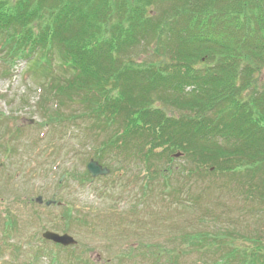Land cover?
Wrapping results in <instances>:
<instances>
[{"label": "trees", "instance_id": "obj_1", "mask_svg": "<svg viewBox=\"0 0 264 264\" xmlns=\"http://www.w3.org/2000/svg\"><path fill=\"white\" fill-rule=\"evenodd\" d=\"M0 44L46 78L55 123L90 122L89 160L119 165L117 175L130 160L144 200L160 180L170 195L178 173H245L243 196L264 205V0H0ZM72 97L79 109L66 118ZM80 181L91 182L87 171ZM218 232L185 234L182 245L198 264H264V227L246 247Z\"/></svg>", "mask_w": 264, "mask_h": 264}, {"label": "rangeland", "instance_id": "obj_2", "mask_svg": "<svg viewBox=\"0 0 264 264\" xmlns=\"http://www.w3.org/2000/svg\"><path fill=\"white\" fill-rule=\"evenodd\" d=\"M5 51L0 44V264H51L49 255L54 252L57 264H82L75 257L91 264H171L166 257L174 249L186 252L179 254L177 264H198L199 253L182 245L183 235L219 231L226 242L246 247L251 231L264 227V205L243 196L245 173L191 181L178 173L179 178L170 180V195L163 192L160 180L145 200L139 192L143 183L130 160L122 162L118 175L119 165L110 164L104 166L109 175L81 183L93 154L90 122L78 119L74 129L72 122L55 123L59 107L48 95L46 78L33 73L31 63ZM138 58L148 55L144 51ZM72 99L60 108L66 118L79 109ZM6 149L14 151L8 154ZM181 163L177 159L174 170ZM181 186L183 192L176 193ZM63 208L71 211L69 220L63 218ZM3 213L5 219L15 218L18 226L5 229ZM46 231L67 233L77 246L54 248L41 238ZM16 245L22 247L14 259L11 247ZM129 247L132 258H127ZM158 249L161 255L155 262L150 252ZM232 261L229 264H241Z\"/></svg>", "mask_w": 264, "mask_h": 264}, {"label": "water", "instance_id": "obj_3", "mask_svg": "<svg viewBox=\"0 0 264 264\" xmlns=\"http://www.w3.org/2000/svg\"><path fill=\"white\" fill-rule=\"evenodd\" d=\"M88 173L93 177L97 176H104L109 173V171L105 168H102L97 162L91 160L87 167H86ZM37 202L40 203L41 199L38 198ZM50 202H47L46 205L48 206ZM42 237L45 240L52 241L56 244H59L63 247H68V246H74L76 245V241L69 235L64 234V235H58L52 232H45Z\"/></svg>", "mask_w": 264, "mask_h": 264}, {"label": "flooded vegetation", "instance_id": "obj_4", "mask_svg": "<svg viewBox=\"0 0 264 264\" xmlns=\"http://www.w3.org/2000/svg\"><path fill=\"white\" fill-rule=\"evenodd\" d=\"M4 142V141H3ZM1 146H3V145H1ZM0 149L2 150L3 148H1L0 147ZM3 151V150H2ZM6 151H7V153L8 154H11L13 151H14V149H6ZM2 217L5 219L6 218V214L5 213H3L2 214ZM3 223H4V226L5 227H7V226H18V224H19V222L16 220V222H15V218H13V217H11V219H5L4 221H3ZM15 229V228H14Z\"/></svg>", "mask_w": 264, "mask_h": 264}]
</instances>
